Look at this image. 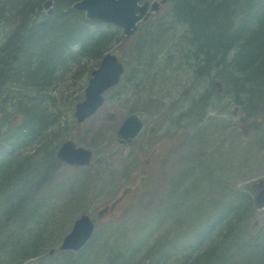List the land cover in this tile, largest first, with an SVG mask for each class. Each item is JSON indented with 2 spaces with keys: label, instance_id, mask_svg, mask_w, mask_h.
Wrapping results in <instances>:
<instances>
[{
  "label": "rangeland",
  "instance_id": "1",
  "mask_svg": "<svg viewBox=\"0 0 264 264\" xmlns=\"http://www.w3.org/2000/svg\"><path fill=\"white\" fill-rule=\"evenodd\" d=\"M149 1L156 9L132 42L168 7L167 0ZM2 24L0 30L15 22ZM173 25L172 39L144 51L141 61L130 56L133 43L112 47L126 72L82 123L74 107L95 67L92 57L70 61L39 83L37 95L54 122L23 148L13 149L7 139L21 119L19 98L0 97V160L10 157L0 169V264H264V205L254 200L264 186V110L244 115L226 98L210 104L198 122L176 126V115L207 84L188 91L174 51L185 27ZM130 113L143 131L121 141L117 130ZM65 140L89 149L90 163L59 160ZM134 165L142 173L126 174ZM81 214L95 219L92 236L79 250L60 251Z\"/></svg>",
  "mask_w": 264,
  "mask_h": 264
},
{
  "label": "trees",
  "instance_id": "2",
  "mask_svg": "<svg viewBox=\"0 0 264 264\" xmlns=\"http://www.w3.org/2000/svg\"><path fill=\"white\" fill-rule=\"evenodd\" d=\"M47 1L0 0V27H5L3 22H15L10 29L0 30V97L4 102L18 97L17 112L21 114L7 136L13 149L38 141L54 122L37 95L39 83H47L55 72H63L70 61L80 57H92L96 66L104 52L123 42L133 43L130 56L141 61L146 50L172 39L178 28L173 24L185 27L174 51L179 60L177 71L190 80L188 91L207 84L201 93H193L194 101L176 115V126L198 122L212 101L226 98L244 115L264 110V0H167L168 7L134 42L119 39L117 27L89 20L84 12L72 9L76 0H50L45 8ZM15 89L19 92H13ZM5 108L2 105L1 111L7 118L10 114ZM8 159L0 160V169L10 163ZM135 165L125 173L141 174Z\"/></svg>",
  "mask_w": 264,
  "mask_h": 264
},
{
  "label": "water",
  "instance_id": "3",
  "mask_svg": "<svg viewBox=\"0 0 264 264\" xmlns=\"http://www.w3.org/2000/svg\"><path fill=\"white\" fill-rule=\"evenodd\" d=\"M77 0L72 8L82 10L88 19H97L114 24L122 29L121 37L130 36L137 28L149 8V2L144 0ZM156 7V4H152ZM124 71L123 63L116 54L107 52L103 55L99 65L91 71V76L84 89V99L75 105L74 115L78 122L91 116L104 101V93L120 81ZM142 123L135 115H128L121 123L118 133L124 139L137 136ZM57 157L69 164H86L90 159V151L76 146L71 140L64 141ZM258 205L264 204V186L255 196ZM94 229V222L87 214L77 218L71 230L63 237L61 249L77 250L89 239ZM53 250H50L52 253Z\"/></svg>",
  "mask_w": 264,
  "mask_h": 264
},
{
  "label": "bare ground",
  "instance_id": "4",
  "mask_svg": "<svg viewBox=\"0 0 264 264\" xmlns=\"http://www.w3.org/2000/svg\"><path fill=\"white\" fill-rule=\"evenodd\" d=\"M212 102H214V101H212Z\"/></svg>",
  "mask_w": 264,
  "mask_h": 264
}]
</instances>
